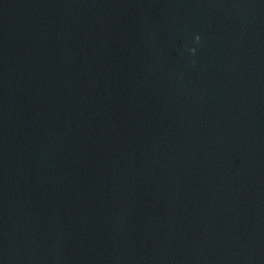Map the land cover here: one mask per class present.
Returning <instances> with one entry per match:
<instances>
[{
    "label": "water",
    "instance_id": "95a60500",
    "mask_svg": "<svg viewBox=\"0 0 264 264\" xmlns=\"http://www.w3.org/2000/svg\"><path fill=\"white\" fill-rule=\"evenodd\" d=\"M0 264H264V0H0Z\"/></svg>",
    "mask_w": 264,
    "mask_h": 264
},
{
    "label": "clouds",
    "instance_id": "9594fccd",
    "mask_svg": "<svg viewBox=\"0 0 264 264\" xmlns=\"http://www.w3.org/2000/svg\"><path fill=\"white\" fill-rule=\"evenodd\" d=\"M196 40H197V41L200 40V36H199V35L196 36ZM191 52L194 54V53L196 52V49H195V48H192V49H191Z\"/></svg>",
    "mask_w": 264,
    "mask_h": 264
}]
</instances>
